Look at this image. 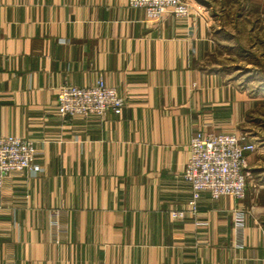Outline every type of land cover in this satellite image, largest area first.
Instances as JSON below:
<instances>
[{
    "label": "crops",
    "instance_id": "0c3cea01",
    "mask_svg": "<svg viewBox=\"0 0 264 264\" xmlns=\"http://www.w3.org/2000/svg\"><path fill=\"white\" fill-rule=\"evenodd\" d=\"M188 1L154 22L129 0H0V136L33 140L41 166L0 185V264H264L258 152L245 198L202 192L171 216L197 130L256 137L259 98L211 63L218 0ZM98 80L126 104L63 120L59 85Z\"/></svg>",
    "mask_w": 264,
    "mask_h": 264
},
{
    "label": "built area",
    "instance_id": "2783aa9c",
    "mask_svg": "<svg viewBox=\"0 0 264 264\" xmlns=\"http://www.w3.org/2000/svg\"><path fill=\"white\" fill-rule=\"evenodd\" d=\"M132 7L144 8L148 20L160 22L165 17H187L191 14L188 0H129ZM126 104L114 86L103 80L87 86L60 84L56 106L63 120L75 116L103 117L109 110L118 111ZM206 125H211L207 123ZM257 147L246 133L197 130L190 140V155L183 177L191 185L192 197L187 208L172 210L181 220L185 213L198 211V197L208 192L213 198L231 196L238 200L247 194V154ZM34 141L16 135L0 136V185L12 172H39Z\"/></svg>",
    "mask_w": 264,
    "mask_h": 264
},
{
    "label": "rangeland",
    "instance_id": "374dc122",
    "mask_svg": "<svg viewBox=\"0 0 264 264\" xmlns=\"http://www.w3.org/2000/svg\"><path fill=\"white\" fill-rule=\"evenodd\" d=\"M217 13L222 44L211 63L227 70L228 77L259 98L250 134L253 151L264 164V0H218ZM220 3L221 6H220ZM226 6V7H224ZM249 177V175H248Z\"/></svg>",
    "mask_w": 264,
    "mask_h": 264
}]
</instances>
